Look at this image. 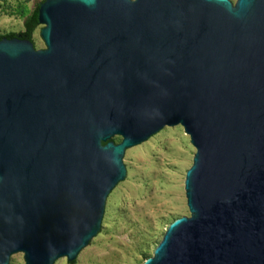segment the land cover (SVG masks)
Here are the masks:
<instances>
[{
  "label": "water",
  "instance_id": "water-1",
  "mask_svg": "<svg viewBox=\"0 0 264 264\" xmlns=\"http://www.w3.org/2000/svg\"><path fill=\"white\" fill-rule=\"evenodd\" d=\"M38 19L44 48L0 39V264L75 261L126 150L177 124L190 215L143 264H264V0H43Z\"/></svg>",
  "mask_w": 264,
  "mask_h": 264
},
{
  "label": "rangeland",
  "instance_id": "rangeland-1",
  "mask_svg": "<svg viewBox=\"0 0 264 264\" xmlns=\"http://www.w3.org/2000/svg\"><path fill=\"white\" fill-rule=\"evenodd\" d=\"M42 1L0 0V35L23 31L27 16ZM42 27L33 32L36 48L45 47ZM114 140L120 142L121 137ZM195 152L181 124L165 126L127 149V175L107 198L100 231L75 261L62 257L54 264H143L171 222L190 215L185 178ZM9 264H25L24 254H13Z\"/></svg>",
  "mask_w": 264,
  "mask_h": 264
},
{
  "label": "trees",
  "instance_id": "trees-1",
  "mask_svg": "<svg viewBox=\"0 0 264 264\" xmlns=\"http://www.w3.org/2000/svg\"><path fill=\"white\" fill-rule=\"evenodd\" d=\"M38 8H39V5L35 9H33L32 12L27 16L25 23H24L25 29L23 31L18 32V33L12 32L6 35H0V39L4 37H8V38L20 37V38L30 39L34 43L33 32L36 30V28L39 25Z\"/></svg>",
  "mask_w": 264,
  "mask_h": 264
}]
</instances>
